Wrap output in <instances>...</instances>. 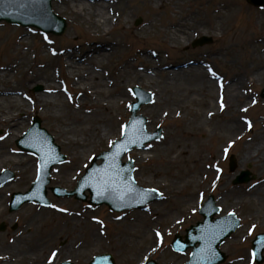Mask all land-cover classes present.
<instances>
[{
	"label": "rangeland",
	"instance_id": "1",
	"mask_svg": "<svg viewBox=\"0 0 264 264\" xmlns=\"http://www.w3.org/2000/svg\"><path fill=\"white\" fill-rule=\"evenodd\" d=\"M108 1L114 3L113 15L117 17V21L111 20L109 31L104 32L102 30L103 35L90 28L86 21L81 24L78 23L77 18L68 9H62L63 1L60 4L57 0L51 2V7L55 14L66 20V28L62 35L41 34L34 27L24 28L0 21V73L3 74L7 70V73L12 75L7 82V88L15 90L14 94L20 95L30 107L27 112L22 111V107H18L21 113H25L17 117L28 122L27 125L21 127L20 134L14 137L8 136L5 129L7 126H3V123L0 122V137H2L0 138V160L5 157L10 158L3 166H0V171L8 170L14 173V176L6 183V188L0 186V225H4V228L0 230V264H44V260L47 264H60L62 261L87 264L94 255L102 253H110L114 259V264H145L150 260L155 261L156 264H184L189 258L190 250L188 249L182 254L175 252L171 248V241L175 234L183 236L186 228L202 219L198 209L200 204H203L201 202L209 194L213 195L215 204L220 209L217 216L231 211L240 220V226L237 230L226 238L220 246L226 255L225 261L221 264H257L251 259V241L257 233H264V193L257 192V189L264 184V170H262L263 172L260 171L264 166H255L251 161L243 162L241 157L247 151L246 145H251L255 141L257 131L259 129L264 131V99L261 100L259 97V92L264 88V77L256 78L257 70L264 68V7L253 6L246 0H174L176 2L174 6L169 4L171 1L168 0L158 1L155 4H151L150 0ZM125 7L130 11L126 12ZM3 9L4 6L0 5V12ZM137 20H140V23L135 24ZM191 20H194L197 33L195 32L190 40L184 39L186 43L175 42L173 45L163 31L170 27L173 28V24L176 25L180 22L181 31L185 32L186 30L190 33L189 35H192L193 30L188 27ZM183 21L187 27L183 25ZM196 28L202 29V31H197ZM201 36L211 38L212 42L201 47H191L193 39ZM21 37L23 38L21 39ZM101 42L109 44L110 49L113 50L110 51L111 56L102 59L94 66L87 67H96V69H91L100 74L101 80L114 84L111 89L119 90L120 88L126 96H123L119 101L115 99L111 108V101L107 99V96H103L105 102H100V106L103 109L106 108L104 111H100L101 116L108 120L112 119L115 124V131L110 130L112 135L107 140L101 139L74 148L58 134L63 129L64 122L63 124L60 119L47 117L49 113L46 112V106L40 108L41 112L31 108L29 101L31 96L45 91V86L32 83L39 76H35L33 73H44L51 77L56 74L55 83L58 84L63 81L65 88L72 95V99L65 103L68 109L66 108L67 111L65 109L64 111H72L74 103L79 98H86L84 100L86 101V112L83 111L82 113L89 115V111L92 110L89 104H92L91 98L95 94L87 97L78 90L77 78L72 79L67 76L63 59L68 57L69 51L73 57L81 56L88 47L96 48ZM142 56L151 59L153 63H146L141 58ZM192 60L201 61L203 65L205 64L214 70V75L220 74L229 81L243 79V76L249 73L244 78L242 86L238 87V91L246 95V98L248 97L246 102L251 103L253 99V105L245 111H241L239 106L244 103L239 101V106L234 110V113L236 118L244 119L243 125L245 127L249 125L251 128L245 129L244 135L239 139L235 138V141H232L234 143L228 148V155L231 154L235 160L233 171L229 170L228 155L226 156L224 152L228 144L226 140L220 137L222 130L217 127L223 120H227L226 114L212 117V119L207 120L205 126L203 125L205 110L213 108L217 102L215 94L212 96L213 103L211 106H201L198 103L200 96L197 99L194 93L180 92L181 94L177 98L178 101L181 100L182 105H178L179 109L176 112L173 110L174 107L172 109L170 106L159 104L153 120L145 114L146 108L153 104L152 101L140 108L138 113L147 120L146 130L153 132L160 128L162 137L158 141L147 144L142 150L134 149L123 156V160L128 157L132 158L135 166L134 172L136 175L138 174L137 180L140 181L141 186L160 191L161 199L155 202L164 203L161 209H170L173 212L172 215L160 218L159 212L152 213L149 204L146 207L149 210L111 212L105 206H90L87 202L77 201L74 198L54 197L50 192L47 194L50 204H53L55 208L66 209V214L50 207H42L36 203H24L16 211H8L11 193L26 191L37 174L38 158L19 150L16 146V140L31 127L34 117L40 120L41 127L52 136L54 143L59 146L60 152L66 156L64 163L54 166H66L63 170V177L56 176L57 173H54L53 167L51 174L53 173L54 176L50 186L72 190L79 177L84 173L85 168L89 166L92 157L97 156L102 151H107L114 139L120 137L123 124L127 123L130 117V103L134 100L131 88L138 86L149 92L152 98L155 97V91L150 87L139 85L134 80L127 82L126 78H122L117 71L123 69L122 66H124L130 71H151L150 69L155 71L156 69L161 73L171 68L170 63L180 66V64ZM16 63L20 65L16 66L15 69H5L12 64L15 66ZM126 63H129L127 67ZM159 78L162 79L161 74L157 76V79ZM250 78L253 79V83H249ZM247 79L248 82L246 83ZM119 84L120 86L117 87ZM50 85L54 87L56 84ZM191 86L192 84H190ZM112 94L110 93V96H113ZM63 95L59 102L63 101ZM94 108L97 109L98 107ZM174 113L178 116L173 117ZM181 114L184 119L179 118ZM78 121L75 120V123L81 122L80 119ZM185 121H190L193 126H203L202 128L206 133L199 132L197 135L201 143L205 140V135H210L209 139L205 145L197 144L192 147L187 165L181 160L177 166L168 168L162 164L164 149L173 134L184 129ZM79 132L77 130L75 134L78 135ZM212 132L214 134H211ZM248 150L250 151V148ZM134 151H141L145 157L142 160H135ZM193 151L194 154L191 155ZM211 154L219 162L213 167L205 166L203 171L207 172V175L201 176L197 169L192 168L191 159L200 155L203 158L200 163L208 162L210 164ZM23 155L32 161L30 168L24 172L22 166H18L14 162L16 157H24ZM184 156L183 159L187 160L186 155ZM95 162L100 163L99 160ZM14 167L18 168L14 169ZM156 168H161L168 174L152 175ZM244 170L249 171V180L240 184L233 183L240 172ZM173 172L176 174L172 177L169 173L172 174ZM189 177L191 178L188 179ZM189 180L190 183H188ZM174 181L179 185L172 186L171 182ZM197 182L199 185H196ZM182 183L184 184L180 191L182 194H177V198L192 195L194 201L180 206L181 200L176 199V193L173 192V189L178 190ZM238 194H241L240 199ZM30 206H35L40 210L39 215H43V220L30 221L29 212L32 209ZM136 212H142L144 215L148 213L146 215L147 222L144 224V228L148 231L146 234L147 242L139 241L142 232L140 229L139 233L132 237L133 240L131 239L127 243L125 241V244H118V238L115 235L121 233L124 225L131 222L135 223L134 214ZM27 224L29 225L27 226ZM85 224L94 225V229H101L102 235H100L101 240L99 242L86 246L84 255H80L76 252L77 248L88 241L87 234L84 233L86 231L83 230L86 228ZM73 225H75V231L70 233ZM154 231L159 233V236H154ZM27 236L29 237L25 238L26 241L24 242L23 238ZM17 239L20 241V246L14 254L18 255V258L6 261L4 255L9 254V259L14 257L7 247L18 244ZM65 246L67 248L70 246L72 252L67 248L63 249ZM134 247H137L138 255L133 250ZM146 249L147 251H145ZM53 253L57 256H53ZM85 253L88 256L87 259ZM49 254H51L50 258L52 259L46 261ZM133 256L135 257L134 260L132 259ZM261 264H264V260Z\"/></svg>",
	"mask_w": 264,
	"mask_h": 264
},
{
	"label": "bare ground",
	"instance_id": "2",
	"mask_svg": "<svg viewBox=\"0 0 264 264\" xmlns=\"http://www.w3.org/2000/svg\"><path fill=\"white\" fill-rule=\"evenodd\" d=\"M29 1V9H26L22 3H14L17 8L20 9L19 12H22L23 14L28 13L31 10H36L38 9L37 4L35 1L38 0H28ZM60 4L62 5V9H68L69 12L74 15L75 18H77L78 23H84V21L89 24L90 28H93L95 31H99L100 35H103L102 30L104 32L109 31L110 27V22L113 20V22L117 21V17L113 15L114 11V3L109 2L108 0L102 1V0H57ZM163 1V0H150L151 4H155L157 2ZM171 1L169 4L174 6L176 2L174 0H168ZM173 2V4H172ZM31 3V5H30ZM248 3V2H247ZM57 11V10H56ZM125 11L129 12L130 10H127L125 7ZM117 13V11H116ZM39 16H41L40 13H37ZM64 27L60 24V29L62 30V33H64L65 28H66V20L64 19ZM139 22V21H138ZM137 23V21H136ZM185 27L186 24H184V21L182 22ZM190 25L188 27H191L193 30L192 35H189L185 29V32L181 31V25L180 22H178L176 25L173 24V28L165 29L163 32L165 35L169 38V40L172 41L173 45L174 43H186L185 40H190L191 37H193L195 31V24L194 20L190 21ZM108 25V26H107ZM197 31H202V29L196 28ZM197 33V32H196ZM23 37H21L22 39ZM200 37H198L197 40H199ZM20 39V40H21ZM210 39L207 40L206 42L209 43ZM107 42H101L100 44L98 43L96 48L88 47L86 49L85 53L83 55H79L76 57L72 54H70L68 57H64L63 63H64V68L65 71H67V76L75 79L76 80V86L78 87V90L80 92H83L85 96H92L94 97L91 98L92 104H89L91 106L92 110L89 111L90 114L86 115L85 113H82L83 111L86 112V98L85 99H78L74 103V108L72 111L65 112L64 109L67 111V106H65V103L69 99H67V95H63L62 91V83H55L56 82V74H53L52 77L48 76L47 74H37L33 73V75L37 76L36 80L32 81V83H37L41 84L45 89L44 92L41 93H35L33 96H31V108L33 110H37L41 112L40 108L46 106V112L48 114L47 117L55 118V119H60L62 123L64 122L65 125L63 129L58 133L61 137L64 138V140L67 142V144H70L74 148L76 147H81L90 144V142L94 141H99L103 139H108L110 135H112V132L115 131V124L112 119H106L103 116H101L100 111H104L106 108H102L100 106V102L106 101L103 99V96H107V99L110 102V108L113 106V102L115 99L117 101L121 100L123 96H126L124 91L117 90V89H111V87L114 86L112 85L109 81H103L99 78L100 74L95 70L91 68L96 67H87V66H94V64L99 63L102 59H107L111 56V52L113 51L110 49L109 44ZM197 44H200L198 42ZM196 44V45H197ZM113 47V46H111ZM98 48V49H97ZM111 51V52H110ZM264 54V53H263ZM264 56V55H263ZM142 56L141 58L146 61V63H153L151 59H148L146 57ZM74 58V60H73ZM62 63V64H63ZM171 68L166 69L165 71L159 73L156 69H150L151 71H139V70H127L124 66H122L123 69L118 70L117 72L119 75L121 74L122 78H126L125 80L131 81L134 80L136 81L139 85H147L150 87L152 90L155 91V97L152 98L153 104L151 106H148L145 110V114H147V117L149 119L154 118L155 111L159 107L158 105H166L170 106V108L174 107V111H178L179 106L182 105L180 102L181 100L178 101V98L182 92L184 93H194L195 96L198 97L200 96V99H198V103L201 104V106H211L213 101H212V96L215 94V98L217 99V102H215V106L213 108H209L205 110L204 112V121L203 125L205 126L207 120L215 118L216 116H221L222 114H226L225 118L227 120H223L217 127H219L222 130V133L220 134V137H222L224 140H226V143L229 144V142H232L233 140L235 141V138L240 137L241 135L244 134L245 129L247 128L243 125L244 119H238L236 118V115L234 113V110L238 108V103L241 101V103H244L243 105L239 106V109L241 111H245L248 109V107H251L253 105V99L250 102H246L248 97L246 98V95L240 93L238 91V87L242 86V83L244 82V78L247 77V74L243 76V79L240 78L238 80H226L224 77L222 80L220 78H213L212 76L207 75L209 74V70L207 67H205V64L203 65L202 62L198 63H193L188 66H179V64L175 63H170ZM195 64V65H194ZM13 65V64H12ZM9 66L8 68L6 67L5 69H15L16 66H19V63H16L15 66ZM129 65V63H126V67ZM174 67V68H173ZM149 69V68H148ZM171 69V70H169ZM6 72L0 73V122L3 123V126L5 127L6 132L8 133V136L11 135L14 137L15 135H18L21 133V127L27 125V121H25L23 118H18L17 116L20 114H23L27 112V110H30L29 104L25 102V100L17 94H14L15 90L7 88L8 87V81L11 79L12 75L10 73ZM84 74V75H83ZM162 75V79L159 78L157 79V76ZM206 74V75H204ZM264 77V68H260L257 70V75L256 78L258 77ZM220 79V80H219ZM219 81H225L223 91H220L218 88V83ZM120 82V81H119ZM248 82V79L246 83ZM56 84L54 87L50 84ZM249 83H253V79L250 78ZM189 84V85H187ZM190 84L192 86L190 87ZM112 85V86H111ZM120 84L117 86L119 87ZM183 87V88H182ZM92 90V91H91ZM118 91V92H116ZM181 92V93H180ZM222 92H224L222 94ZM110 93H113V96H110ZM63 95V101L59 102V99ZM83 95V97H84ZM66 96V97H65ZM95 98V100H94ZM261 100L264 99L263 97H260ZM113 100V101H112ZM108 102V101H107ZM109 103V102H108ZM250 103V104H249ZM28 104V105H27ZM179 105V106H178ZM98 107L97 109H100L99 111L95 109L94 107ZM18 107H22L23 110L25 111L21 113V110L18 109ZM67 108V109H66ZM90 109V108H89ZM37 111V112H38ZM50 111V112H48ZM110 111V109H109ZM179 113V112H178ZM202 115V116H203ZM156 116V115H155ZM173 117H177L178 115L174 113L172 115ZM196 116V114H195ZM179 118H182V114L179 115ZM50 119V118H49ZM80 119V123L76 124L75 120L78 121ZM195 119V118H194ZM154 120V119H153ZM67 122V123H66ZM79 122V121H78ZM110 122V123H109ZM63 123V124H64ZM109 123V124H108ZM82 126V127H81ZM112 127V128H111ZM203 126H193L191 125L190 121L186 122L183 125V130H178L175 134H173L172 138H170V142L167 144L166 148L164 149V157L162 164L165 165L168 168H173L177 166L179 163H181V160L184 164L187 165L188 159H190L188 156L190 152L192 151V147L194 145H205V142L208 141L210 135H205V140L202 141L200 138L197 136L199 132H202L205 134L204 129L202 128ZM102 128V129H101ZM111 128V129H110ZM102 130V132L100 131ZM79 130L80 132L77 133L78 135L75 134V131ZM112 130V132H110ZM236 133V135H235ZM211 134H214L212 132ZM231 136L232 138H230ZM95 138V139H93ZM234 138V139H233ZM254 144V145H253ZM252 147H250V144H247L246 149L247 151L242 154L241 161L247 162L251 161L255 166L261 165L264 166V131L263 130H258L257 133L255 134V141L253 142ZM250 148V151L248 150ZM134 151L135 160L140 159L142 160L145 157V154H142V152H136ZM132 153V152H131ZM194 154V151L191 153V155ZM77 155V153H76ZM186 159H183V157ZM196 155V154H195ZM24 156V155H23ZM214 155L211 154V163L209 164L208 162L205 163H200V161H203V158L198 155L196 158H192V168L194 170L197 169L198 172L201 173V176L207 175V172L203 171V168L206 167H213L218 164V159L216 157H213ZM138 157V158H137ZM10 158L5 157L0 160V166H3L4 163H6ZM14 162L19 166H22L23 172L26 171L28 168H30V165H32V161L29 157L24 156V157H16ZM25 163V164H22ZM14 164V163H13ZM15 164V165H16ZM201 165V166H200ZM189 168L188 166H186ZM18 167H14V169H17ZM66 168V166L62 165L60 167H54L53 171L54 173H57L56 176L58 177H63L64 172L63 170ZM101 171L104 172V170L110 171L111 169L109 167H106V165L101 164L100 166ZM10 170V169H9ZM264 170V168H261L260 171ZM12 171V169H11ZM62 171V173H61ZM263 172V171H262ZM61 173V174H58ZM168 174L166 171H163L161 168H156L155 172H153L152 175H159V174ZM176 172L170 174V176H174ZM194 175V174H192ZM53 173L49 175L50 179H53ZM134 178L137 181V184H140V181L137 180L138 174L136 175L135 172L133 173ZM189 177L188 179H190ZM193 180V179H192ZM191 180V181H192ZM184 181V180H183ZM187 183V182H183ZM182 183V186H180L177 189H173V192L176 193V199L179 198L181 200V204H186V203H193L194 200H192V195L188 196H179L177 198V194L181 195L182 192L180 191L183 189L184 184ZM190 183V180L188 181ZM39 182L35 185L34 189H37L39 187ZM172 186L179 185L176 181L173 183L171 182ZM196 185H199L197 182ZM7 185L4 184L1 188H6ZM173 188V187H172ZM8 191V190H6ZM260 191V193H264V184L257 189V192ZM230 197V196H228ZM241 194H238V198L240 199ZM236 198V197H235ZM237 199V198H236ZM222 203V202H221ZM220 203V204H221ZM164 203H151V210L152 213L154 214L155 212H159V217L164 218L167 216L172 215V211L169 210H162ZM31 212L29 217L30 221L34 222L37 221L38 219H42L43 215H39V209H37L35 206H30ZM150 210V211H151ZM166 211V212H165ZM165 212V213H164ZM28 213V214H29ZM32 213V214H31ZM156 214V213H155ZM148 215V213L146 214ZM144 215L142 212H136L134 214L135 217V223H129L124 225L121 233H117L115 236L118 238L117 242L118 244H125V241H131L133 240V236H135L136 233H139V230L142 229V232L140 233L141 239L139 240L142 243L147 242L148 237L147 233L148 231L144 228V224L147 222V217ZM159 218V219H160ZM175 220V219H174ZM5 221L7 222L8 220L5 217ZM29 221V223H30ZM76 221V220H73ZM29 224H27L28 226ZM86 228H83L87 234L88 241L84 242V244L80 245L77 248V254L84 255V249L85 247L90 244H96L101 240L100 235L101 229H94V225L91 224H85ZM72 231H75V225L71 227L70 233ZM119 235V237H118ZM24 237L23 240L24 242L26 241ZM18 244H12V246L7 247L12 255L11 259H9V254L4 255L3 257L6 258V261L8 260H13L18 258V255L14 254V252L17 250L18 246H20V241L17 239ZM138 243V242H137ZM40 248V246H39ZM67 247L65 246L63 249H66ZM70 250L72 252L71 247L69 246L67 250ZM137 247H134L133 250L136 251ZM147 251V249L145 250ZM63 252V251H62ZM67 253H70L68 251H65ZM59 254V253H58ZM136 254L138 255V252L136 251ZM57 256V254H56ZM86 259L88 258L87 254L85 253ZM2 257V258H3ZM50 258V254L47 256L46 261ZM134 256L132 259L134 260ZM56 259V258H55ZM21 260V259H20ZM10 264V263H9ZM44 264H47L44 260Z\"/></svg>",
	"mask_w": 264,
	"mask_h": 264
},
{
	"label": "water",
	"instance_id": "3",
	"mask_svg": "<svg viewBox=\"0 0 264 264\" xmlns=\"http://www.w3.org/2000/svg\"><path fill=\"white\" fill-rule=\"evenodd\" d=\"M51 0H38V1H35V3L37 4V8L36 10H40L42 13L43 16H47L49 19H50V22L53 21L55 23L58 24V29H52L50 28L51 25L47 26V25H41L39 24L38 22H35V21H32L31 24L33 25H36L40 28H42L43 30H46V31H52V32H55V33H61L62 30L60 29V24L62 25V27H64V20L62 19H59L57 17H55V15H52L51 12H50V8H49V3H50ZM20 3V1H19ZM22 5H27L29 6V1L28 0H24L22 1ZM31 5V3H30ZM32 6V5H31ZM5 10L3 12H6L8 11L7 8H4ZM1 19H4L6 21H9V22H12V23H20V24H27V23H30L27 19H25L24 17H13L12 15L8 14V13H2L0 14V20ZM138 105L139 104H134L133 105V112L136 111V109L138 108ZM135 119V117H133V120ZM38 124H39V121L37 120L36 123H35V126L30 130L29 134H40V133H45V131L41 128L38 127ZM44 140L46 142V145L49 147V148H53V144L51 142V139L50 137L47 136V134L45 133L44 134ZM119 142H116V145H118ZM27 146V147H26ZM25 147L37 154L40 158H41V154H42V150L40 148H36L34 147V145H26ZM55 154H56V151L53 149L52 150ZM105 156V154L101 155L100 157L103 158ZM59 159L57 158H54L51 162H50V165L53 164L54 162H57ZM119 165V163H118ZM121 174H120V180L122 183H125L126 185H130V186H134L133 184V181H132V177H131V165L130 164H121ZM96 167L93 165L91 168L88 169L87 171V174L84 175L81 180L79 181L78 183V186L76 188V190L74 191V193L78 196V197H81L83 198V195H82V186L84 185V182L86 180V178L88 177V174L91 170H94ZM40 174H42V188H44V185L47 183V175H48V172L46 171H41ZM91 191V190H90ZM92 192V191H91ZM44 195V192L42 193V196ZM92 202H96V203H100L101 201L99 200H95L94 198L91 200ZM106 201V203H108L110 205V202L109 200H104ZM111 206V205H110ZM115 208V207H114ZM123 208H127V206H120L119 208H115V209H123ZM213 224L211 223L210 221V217L209 215H205V220L203 223H200L199 226L196 228L197 230V233H198V239L194 237V235L192 234L191 230H188L187 232V240L190 241V243L187 242L186 246H189V245H193V243L195 241H199L200 245L196 248H194V251H193V254H192V259L191 261L189 262V264H213V263H217L219 261H221L223 259V255L220 254L217 250V245L219 243L222 242L223 238L228 235L234 226H231L230 228H228L227 230H224V231H221L219 233H215L214 236L213 235H210L211 233V226ZM219 228H216V230H218ZM204 240H207L210 242L211 244V255H212V258L209 257V252H206V247L203 246V241ZM206 241V242H207ZM101 262H104L106 261L107 257L106 256H101L99 257Z\"/></svg>",
	"mask_w": 264,
	"mask_h": 264
},
{
	"label": "snow or ice",
	"instance_id": "4",
	"mask_svg": "<svg viewBox=\"0 0 264 264\" xmlns=\"http://www.w3.org/2000/svg\"><path fill=\"white\" fill-rule=\"evenodd\" d=\"M213 75H214V73H213ZM138 131H139V130H138ZM126 134H127L126 131L123 130V128H122L121 135H126ZM0 138H2V137H0ZM125 147H126V146H125ZM226 151H227V150H226ZM98 179H101V180H102L103 186H104L105 188H107V187L109 186V180H110V177H107V176H105V177H98ZM229 215H232V214L230 213ZM157 236H159V233H157ZM52 255L55 256L56 254L53 253Z\"/></svg>",
	"mask_w": 264,
	"mask_h": 264
}]
</instances>
